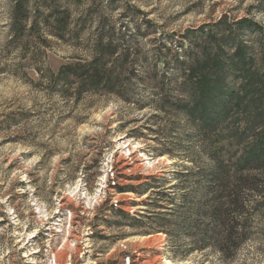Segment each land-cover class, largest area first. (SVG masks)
I'll use <instances>...</instances> for the list:
<instances>
[{"label":"rangeland","instance_id":"rangeland-1","mask_svg":"<svg viewBox=\"0 0 264 264\" xmlns=\"http://www.w3.org/2000/svg\"><path fill=\"white\" fill-rule=\"evenodd\" d=\"M13 2L0 0V264H264V210L254 239L228 262L211 251L176 258L183 251L170 249L160 228H180L133 219L152 214L153 190L173 192L180 206L184 185L174 184L207 182L211 160L201 139L183 117L148 104L89 92L62 96L45 76L92 42L44 41L30 25L14 37ZM69 7L74 19L89 9L105 14L115 44L124 45L117 38L125 32V45L138 47L135 94L144 100L158 93L142 78L147 68L174 72L156 52L174 53L188 30L222 18L264 26V0H77ZM97 25L87 24L91 31ZM247 173L264 182V169Z\"/></svg>","mask_w":264,"mask_h":264},{"label":"trees","instance_id":"trees-1","mask_svg":"<svg viewBox=\"0 0 264 264\" xmlns=\"http://www.w3.org/2000/svg\"><path fill=\"white\" fill-rule=\"evenodd\" d=\"M76 1L14 0V37L30 25L31 35L44 41L50 35L63 42H92L82 55L70 56L56 72L45 76L64 97L78 100L86 92L109 94L183 117L210 157L207 182H197L195 189L185 186L186 182L174 184L171 189L184 185L180 206L171 197L173 192L153 190L152 214L133 219L140 223L147 217L159 225L180 228L178 234L160 228L169 235V248L183 251H174L176 258L208 251L224 262L237 258L254 239V224L264 210V182H255L247 173L264 169V26L249 18L235 22L222 18L188 30L184 40L174 43V53L156 52V61L168 67L171 63L174 72L158 74V64L147 68L142 78L155 85L158 93L144 100L135 94L134 67L141 60L138 47L125 45L129 42L125 32L117 38L124 45H116L112 33L105 30V14L92 15L89 9L74 19L69 5ZM93 21L98 23L97 31L87 26ZM245 32L255 40L244 38ZM160 199L169 203L161 206Z\"/></svg>","mask_w":264,"mask_h":264}]
</instances>
